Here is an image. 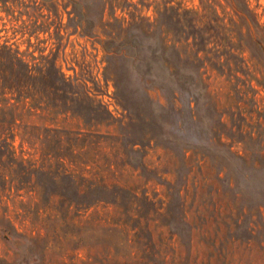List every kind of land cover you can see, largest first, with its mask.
I'll use <instances>...</instances> for the list:
<instances>
[{"label":"rangeland","instance_id":"374dc122","mask_svg":"<svg viewBox=\"0 0 264 264\" xmlns=\"http://www.w3.org/2000/svg\"><path fill=\"white\" fill-rule=\"evenodd\" d=\"M5 46L0 264H264V0H0Z\"/></svg>","mask_w":264,"mask_h":264},{"label":"trees","instance_id":"16d2710c","mask_svg":"<svg viewBox=\"0 0 264 264\" xmlns=\"http://www.w3.org/2000/svg\"><path fill=\"white\" fill-rule=\"evenodd\" d=\"M7 47H0V59H3V55H10L14 61V64L17 65V68H12V74H14V71L16 72V76L20 77L19 80H14L12 82H10L9 84H3L0 81V89L4 90L5 88H10L11 90H16L19 91L22 94L20 97L24 96V97H30L32 94V90L35 89L34 87V83L29 82L30 78H33V72L35 71L36 67L34 66V64L32 65L30 62H27L24 60V58L21 56V53L16 50L15 53H11V49L8 48V50H5ZM38 69L41 70V72H43V66L38 67ZM14 107H10L9 110H13ZM10 114H12L13 119L15 118V114L12 111H9ZM3 122H5V120H2ZM2 121L0 120V128H3L2 126ZM13 122V121H12ZM5 130V128H4ZM10 146L11 144L9 142H7V139H3L1 141V145H0V151L2 150V152H9L10 154L12 153L10 151ZM1 183V182H0ZM11 220H9L8 218H6L5 216L0 217V230L2 231H7L8 228H4V225H10L11 226Z\"/></svg>","mask_w":264,"mask_h":264}]
</instances>
